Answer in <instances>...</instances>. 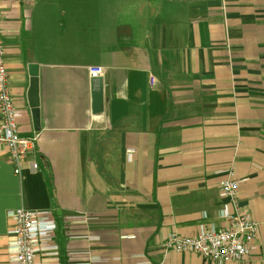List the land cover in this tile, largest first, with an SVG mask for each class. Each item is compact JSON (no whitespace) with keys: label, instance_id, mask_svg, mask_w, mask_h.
Here are the masks:
<instances>
[{"label":"crops","instance_id":"1","mask_svg":"<svg viewBox=\"0 0 264 264\" xmlns=\"http://www.w3.org/2000/svg\"><path fill=\"white\" fill-rule=\"evenodd\" d=\"M0 18L21 135L37 137L21 176L0 151V264L21 208L53 213L60 264H217L164 244L230 228L225 207L259 227L225 264H264V0L3 1ZM90 67L106 71L99 115Z\"/></svg>","mask_w":264,"mask_h":264},{"label":"built area","instance_id":"2","mask_svg":"<svg viewBox=\"0 0 264 264\" xmlns=\"http://www.w3.org/2000/svg\"><path fill=\"white\" fill-rule=\"evenodd\" d=\"M19 2L20 0H0ZM1 22V18H0ZM0 23V151H7L14 173L21 176L27 163L29 150L37 141V137L28 138L21 135V112L15 104L10 84L9 72L5 60V49L2 40ZM106 71L103 67H90L91 77H103ZM155 84V79H151ZM33 170L38 169L36 163L30 164ZM240 181L233 179L221 183V193L224 198L237 205V193ZM223 216L231 223L230 228L216 229L209 227L197 237H180L172 234L164 244L166 251L177 253H193L217 264L245 261L258 236V224L244 210L230 214L227 207ZM8 217L13 221L10 233L11 241L5 255L9 264H60L61 250L57 241L58 225L50 211H29L24 208L10 211ZM1 252V250H0Z\"/></svg>","mask_w":264,"mask_h":264},{"label":"water","instance_id":"3","mask_svg":"<svg viewBox=\"0 0 264 264\" xmlns=\"http://www.w3.org/2000/svg\"><path fill=\"white\" fill-rule=\"evenodd\" d=\"M31 76L30 89L28 92L29 105L32 111V118L35 125V131L40 130V96H39V65L31 64L29 66ZM91 98L92 112L99 115L104 112V77H94L91 80Z\"/></svg>","mask_w":264,"mask_h":264}]
</instances>
